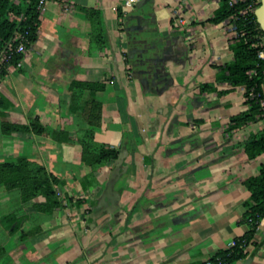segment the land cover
<instances>
[{
  "label": "crops",
  "instance_id": "0c3cea01",
  "mask_svg": "<svg viewBox=\"0 0 264 264\" xmlns=\"http://www.w3.org/2000/svg\"><path fill=\"white\" fill-rule=\"evenodd\" d=\"M126 1L48 0L0 79V126L28 128L0 131V162L40 160L61 201L49 214L27 204L14 232L0 225V264H204L247 230L244 181L264 155L243 147L264 122L231 128L249 107L229 79L226 21H212L222 0ZM85 82L99 89L76 107L70 87ZM83 137L117 158L92 172ZM16 198L0 189V218ZM252 241L264 264V218Z\"/></svg>",
  "mask_w": 264,
  "mask_h": 264
},
{
  "label": "trees",
  "instance_id": "16d2710c",
  "mask_svg": "<svg viewBox=\"0 0 264 264\" xmlns=\"http://www.w3.org/2000/svg\"><path fill=\"white\" fill-rule=\"evenodd\" d=\"M39 0H0V52L16 33L25 37L26 49L30 48L37 39V31L40 23L38 12ZM247 3H238L233 9L227 7L226 0H222L220 11L212 18L213 22L221 23L231 15H235V26L237 37L234 39L235 62L229 71V79L237 86L245 87V96L248 99L245 104L249 109L232 120L233 127L248 122H264V108L260 105L262 98L261 84L264 79V71L259 67L256 51L251 46L256 41L255 36H264L253 12L245 15L239 13ZM259 2L256 3V7ZM100 49L104 48L105 41L98 40ZM22 55H14L6 66L0 67V79L5 75L9 66H17L22 60ZM8 66V67H7ZM249 71H256L257 75L251 77ZM99 86L94 83H81L79 86H71V104L78 107L81 100L86 98V92H96ZM253 97H250V92ZM89 101L86 102V105ZM93 107L94 102H91ZM92 108V107H91ZM97 108V107H96ZM93 110V108H92ZM93 114L91 113V118ZM28 130L26 127L2 123L0 131L2 134L10 135L13 131ZM82 156L81 163L90 167L92 172L117 158L118 152L106 145L98 144L93 139L83 137L81 140ZM244 151L249 160L264 155V128L258 133L250 135L244 143ZM60 181L50 173L40 160L17 159L8 162H0V189L7 194H15L13 212L0 218V225L7 227L10 232L16 231L22 226L26 219L25 207L30 204L38 214H49L52 210L61 207L56 186ZM249 192L248 199L243 203V223L246 232L235 240L233 247L212 257L214 264H232L245 260L258 248L253 237L257 227L264 218V160L256 176L244 181ZM41 201H36L37 199ZM31 219V218H29ZM28 235L21 233L24 241ZM253 250L249 251V247ZM3 243H0V257L4 255Z\"/></svg>",
  "mask_w": 264,
  "mask_h": 264
},
{
  "label": "built area",
  "instance_id": "2783aa9c",
  "mask_svg": "<svg viewBox=\"0 0 264 264\" xmlns=\"http://www.w3.org/2000/svg\"><path fill=\"white\" fill-rule=\"evenodd\" d=\"M48 0H39L38 4V12H39V19L43 15L45 11V5ZM137 0H127L126 6H130L134 3H136ZM247 3V6L240 10L239 13L241 15H245L248 12L255 11L256 3L259 2V0H226L227 7L230 9H233L235 6H237L238 3ZM225 25L228 28V33L231 36V39L234 40L237 37V29L235 26V15H231L228 19L225 20ZM180 23H183V20L179 21ZM256 41L252 44V48L256 51V57L259 62V68L264 71V36H255ZM25 37L21 33H16L10 42L6 45V48L0 52V67L6 66L10 60L13 58L14 55H26V46H25ZM20 62L18 63V65ZM8 67V66H7ZM250 78L257 75L256 71H249L247 73ZM243 88V95L245 101L248 99V97L245 96V87L241 86ZM262 89V98L260 99V105L262 108H264V79L261 84ZM250 97H253V92L251 91L249 94ZM235 243L230 244V248L234 246ZM204 264H214L212 259H208Z\"/></svg>",
  "mask_w": 264,
  "mask_h": 264
},
{
  "label": "water",
  "instance_id": "95a60500",
  "mask_svg": "<svg viewBox=\"0 0 264 264\" xmlns=\"http://www.w3.org/2000/svg\"><path fill=\"white\" fill-rule=\"evenodd\" d=\"M254 15L260 29L264 32V0H259V6L255 9ZM254 255L255 252L249 255L241 264H251Z\"/></svg>",
  "mask_w": 264,
  "mask_h": 264
}]
</instances>
